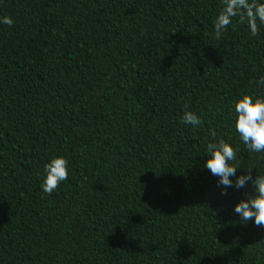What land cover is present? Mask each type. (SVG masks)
<instances>
[{"label":"trees","instance_id":"16d2710c","mask_svg":"<svg viewBox=\"0 0 264 264\" xmlns=\"http://www.w3.org/2000/svg\"><path fill=\"white\" fill-rule=\"evenodd\" d=\"M227 3L0 0V264H264V227L233 212L251 185L222 195L203 167L215 133L264 174L234 111L264 96V23L240 8L217 37Z\"/></svg>","mask_w":264,"mask_h":264},{"label":"clouds","instance_id":"9594fccd","mask_svg":"<svg viewBox=\"0 0 264 264\" xmlns=\"http://www.w3.org/2000/svg\"><path fill=\"white\" fill-rule=\"evenodd\" d=\"M246 9L251 33H257V19L264 23V2L248 4L247 0H228L227 7L217 15L214 28L217 37L227 28L231 17L237 14V9ZM0 23L11 25L13 20L0 17ZM257 84L264 86V76ZM235 129L240 140L249 152L264 153V96L244 92L234 102ZM182 120L185 124L196 128L202 123L201 117L194 111L186 110ZM207 159L203 167L216 176L221 194L227 195L229 188L250 190L242 193L235 203L233 212L238 215L239 222L247 225L252 221L257 227H264V174L257 172L253 175V168H245L237 174L241 165L233 163L237 159V151L231 143L224 139H213L206 144ZM69 175V161L63 155H53L44 165V175L41 183L43 192L51 194L58 185L67 180Z\"/></svg>","mask_w":264,"mask_h":264}]
</instances>
